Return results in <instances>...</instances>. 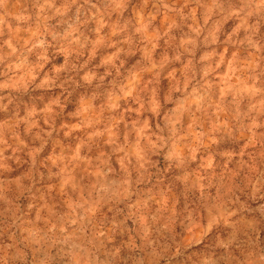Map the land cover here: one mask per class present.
<instances>
[{
    "label": "clouds",
    "instance_id": "clouds-1",
    "mask_svg": "<svg viewBox=\"0 0 264 264\" xmlns=\"http://www.w3.org/2000/svg\"><path fill=\"white\" fill-rule=\"evenodd\" d=\"M0 264H264V0H0Z\"/></svg>",
    "mask_w": 264,
    "mask_h": 264
}]
</instances>
